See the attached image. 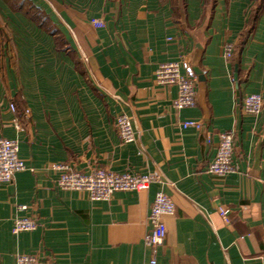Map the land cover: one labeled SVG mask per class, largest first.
Returning <instances> with one entry per match:
<instances>
[{
    "label": "crops",
    "instance_id": "1",
    "mask_svg": "<svg viewBox=\"0 0 264 264\" xmlns=\"http://www.w3.org/2000/svg\"><path fill=\"white\" fill-rule=\"evenodd\" d=\"M254 8L251 0H0V138L17 141L26 166L0 182V264L19 255L39 264H264V1L255 18ZM182 52L197 75L195 105L176 110V87L157 85L154 72ZM253 93L263 97L257 115L242 110ZM113 94L126 103L136 143L118 136ZM186 120L201 129L181 128ZM225 130L234 132L235 170L219 178L206 169ZM58 163L160 173L165 183L91 201L56 186ZM158 190L174 213L153 256L143 239ZM25 216L36 228L13 234Z\"/></svg>",
    "mask_w": 264,
    "mask_h": 264
},
{
    "label": "built area",
    "instance_id": "2",
    "mask_svg": "<svg viewBox=\"0 0 264 264\" xmlns=\"http://www.w3.org/2000/svg\"><path fill=\"white\" fill-rule=\"evenodd\" d=\"M90 23L94 27H103L104 23L92 19ZM234 52L232 43H225L222 48L224 59L231 60ZM197 75L194 67L187 59L185 52L179 54L173 61L164 62L157 66L154 72V81L160 86H175L177 95L172 102L176 110L191 108L195 105ZM112 99L121 108L115 116V124L118 136L122 143H136L137 137L132 126L131 118L122 110L125 101L118 94H113ZM263 105L261 94L253 93L246 95L242 100V110L246 114L257 115ZM14 110V105L10 104ZM181 128L201 129V123L186 120L180 123ZM211 136L207 134L206 142H210ZM234 147V132L225 130L217 133L215 155L208 163L207 173L212 176L223 178L234 172L232 163ZM53 168L58 172L56 186L62 190L83 192L91 201L108 200L115 192L144 191L151 184H164V177L160 173L136 174L130 172L116 173L102 167L94 168L88 172H80L67 163L54 164ZM26 166L18 156V143L16 140L0 138V182H10L15 173L24 171ZM25 209V206H20ZM219 214L227 222L226 211L218 209ZM174 213V204L171 198L163 191H156L146 218L148 231L143 243L154 256L157 248L163 243L166 235V226L163 221L165 216ZM36 221L31 216L16 218L13 222L12 233L31 231L36 228ZM39 257L35 255H19L12 264H39ZM151 264L155 260L150 261ZM228 264V263H226Z\"/></svg>",
    "mask_w": 264,
    "mask_h": 264
},
{
    "label": "trees",
    "instance_id": "3",
    "mask_svg": "<svg viewBox=\"0 0 264 264\" xmlns=\"http://www.w3.org/2000/svg\"><path fill=\"white\" fill-rule=\"evenodd\" d=\"M251 1H253L255 3V8L252 12V17L255 18V17H257L259 10L261 8V5H262L264 0H251Z\"/></svg>",
    "mask_w": 264,
    "mask_h": 264
},
{
    "label": "rangeland",
    "instance_id": "4",
    "mask_svg": "<svg viewBox=\"0 0 264 264\" xmlns=\"http://www.w3.org/2000/svg\"><path fill=\"white\" fill-rule=\"evenodd\" d=\"M31 13H32L35 17L38 18V14H37V12H35V11L33 10V11H31ZM4 39H5V38H4Z\"/></svg>",
    "mask_w": 264,
    "mask_h": 264
}]
</instances>
